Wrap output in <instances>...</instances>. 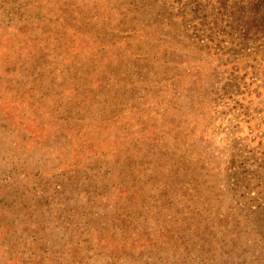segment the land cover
I'll list each match as a JSON object with an SVG mask.
<instances>
[{"label":"trees","instance_id":"1","mask_svg":"<svg viewBox=\"0 0 264 264\" xmlns=\"http://www.w3.org/2000/svg\"><path fill=\"white\" fill-rule=\"evenodd\" d=\"M114 1L84 5L79 20L55 26L40 8L9 9L19 19L0 27V130L14 137L0 157V264H264L263 209L211 212L204 199L216 193L220 152L209 129L198 128L200 118H187L192 107L212 112L216 83L226 91L230 75L237 84L264 68V0L246 1L245 20H232L229 33L220 34L240 36L223 41L244 52L241 59L253 52L263 59L260 65L186 75L190 86H206L188 109V88L170 82L172 70L151 69L138 74L146 89L128 114L138 91L117 96V77L135 55L112 58V51L126 41L135 49L144 45L146 54H157L160 46L130 36L117 41L112 32L121 26L131 34L132 20L124 10L110 28L100 23L115 10ZM78 9L64 11L75 15ZM64 11L59 7L60 15ZM160 34L155 31L154 44ZM238 88L239 102L264 93L253 82ZM252 118L239 120L235 134L263 139L264 123ZM248 153L255 164L250 177L264 182V150Z\"/></svg>","mask_w":264,"mask_h":264},{"label":"rangeland","instance_id":"2","mask_svg":"<svg viewBox=\"0 0 264 264\" xmlns=\"http://www.w3.org/2000/svg\"><path fill=\"white\" fill-rule=\"evenodd\" d=\"M246 1L249 0H115L112 4L115 10L109 16L102 18L100 23L109 22L105 24V28L108 29L114 25L113 22L115 24L118 23L124 10L129 11L128 18L132 20L130 27L132 28V33L127 35L123 27L119 26L116 28L118 29L117 31L112 32L113 35H116L117 41L130 36V39L147 38V42L151 47L160 46V49H157V54H146L143 48L144 45L138 44V49H135L131 47L130 42L126 41L127 44L123 45L120 50L112 51V58L121 53L122 55H130V52H132L135 55L132 64L129 65L130 69L127 70L123 67L117 77L119 80L116 89L117 96L127 94L128 90L134 88L135 91H138V93H134L136 99L130 102L125 114L133 111V108L139 107L140 104L138 103L141 93L144 88L146 89L143 83L137 82L138 74H147L151 69L172 70L174 75L171 77L170 82L176 83V86L184 85L188 88V103H184V107L188 109L189 106L192 107V104L196 106L198 100H200L199 94L205 90L206 86L201 84L190 86L189 80L191 79L186 77V75L194 79L195 75L208 73L209 70H214L215 68L221 71L228 70L231 74L235 70H244L243 68L255 63L260 65V61L263 59L253 55V52L247 51L245 53V55L251 54L249 59H241L240 55L244 54V52L230 48L228 41H223L230 39L237 41L240 40V36L231 37L226 35L227 37H222L220 35L222 32L229 33L228 24H232V20L237 18L245 20L242 8L245 7ZM95 2L96 0H0V27L4 26L6 20L15 21L19 19L18 15H12L9 10L19 7L20 12L26 7L40 8L41 16L46 22H50L55 26L63 21L64 25H68L70 20H79L78 18L81 16L77 14L80 8L85 9L84 5L90 6ZM102 2L104 5L110 6L108 4L110 0H102ZM219 2L225 6H230L229 11L224 12L219 7ZM59 7H62L63 11L66 8H70V10L72 8L79 9L75 15H71L68 10L64 11L63 15H60ZM172 10L175 15L169 13ZM176 12H179L180 15L177 16ZM188 14L192 18H187ZM180 17H183L185 21H181ZM170 22L177 26L175 32L170 31ZM168 23L169 28L166 30L165 25ZM155 31L156 33H161L159 38L162 41L160 40L159 44H154V39H152ZM177 32L179 33L173 35ZM168 36L172 39L168 38ZM219 41H222L221 45H217ZM253 58H255L256 62H252ZM245 62L246 65H244ZM263 71L264 68L261 66L258 76H248L240 79L237 84L233 80L234 75H230L231 79L226 91H222L217 83L213 85L210 88V90L212 89V93H210V109L212 112L209 110L203 111L198 107H192L193 109L190 111L187 110L189 112V117H187L189 120L200 118L198 128L209 129L208 132L212 133V140L220 152H215L216 155L214 154L218 158V161L216 160L218 168L214 172L216 177L212 184L213 189L217 188L216 193L209 195L210 200L204 199L206 205L210 203L213 206L211 212H215V210L220 212H252L259 208L264 211V182L255 181L250 177L252 167L255 164L250 159V154H246L253 150L260 152L264 150V146H262L264 145V138L256 140L251 138L248 141L247 133L244 134L245 137L244 135L239 137L234 132V129L238 127V121L241 119L254 121L252 117L256 116L260 118L259 125L264 123V93L261 92L255 97L251 94L246 96V99L241 102L236 97V92L240 89L238 87L243 88V83L248 86L250 82H253L264 88ZM184 72H189V74L179 78L178 76L184 74ZM161 85L163 87L169 86L165 83ZM168 88L169 90H174L173 88ZM251 90L252 88L247 93L250 94ZM230 95L234 97H229ZM120 106L119 108H121ZM163 110L164 108L161 107L158 112L160 113ZM240 111L242 112V117L239 114ZM192 129L193 127L190 128V130ZM242 131L245 132L246 129L244 128ZM260 133L264 135V128L260 130ZM13 139L14 137L8 138L0 130V150L7 148L6 144L11 140L13 141ZM15 143L16 139L13 144ZM5 150L0 151V157L3 156ZM231 152H233L236 162H230L232 158ZM235 154L237 156L244 154V157L237 158ZM248 159L250 160L247 162ZM0 163H5V160H1ZM107 191L112 193L110 188H107ZM214 194H216V197H214ZM199 212H205V208L203 206L200 207Z\"/></svg>","mask_w":264,"mask_h":264}]
</instances>
